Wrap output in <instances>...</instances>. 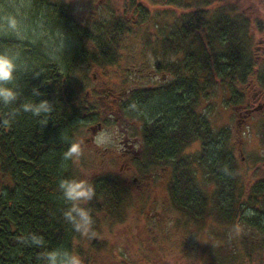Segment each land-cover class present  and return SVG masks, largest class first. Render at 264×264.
Wrapping results in <instances>:
<instances>
[{
  "label": "trees",
  "instance_id": "1",
  "mask_svg": "<svg viewBox=\"0 0 264 264\" xmlns=\"http://www.w3.org/2000/svg\"><path fill=\"white\" fill-rule=\"evenodd\" d=\"M28 1L34 20L71 43L52 54L39 40L0 35V53L15 59L12 86L20 92L15 104H0V264H43V253L66 249L77 234L64 217L70 204L59 183L78 179L63 153L74 142L84 115L99 118L91 106L76 99V84L89 81L92 64L105 66L119 59L121 36L129 28L121 14L88 25L75 19L65 0ZM230 1L164 0L158 14L171 13L174 23L162 32L153 65L154 71L166 74L125 90L117 107L141 121L142 147L132 160L138 177L147 176L152 167H166L169 203L184 214L187 224L212 220L227 228L237 226L240 244H251L243 227L264 235V181H242L228 127L215 128L198 109L201 98L213 93L225 106L244 103L252 85L264 84V52L258 55L253 48L260 22ZM128 7L140 21L151 22L153 14L144 0H129ZM33 87L41 97L32 96ZM37 99H47L52 111L34 117L20 109ZM13 111L17 114L11 118ZM86 183L94 196L81 206L92 219L99 213L119 218L132 197L129 186L118 175L102 171ZM30 234L42 237L43 245L25 243ZM235 247L234 239L210 246L209 264H235Z\"/></svg>",
  "mask_w": 264,
  "mask_h": 264
},
{
  "label": "rangeland",
  "instance_id": "2",
  "mask_svg": "<svg viewBox=\"0 0 264 264\" xmlns=\"http://www.w3.org/2000/svg\"><path fill=\"white\" fill-rule=\"evenodd\" d=\"M65 1L75 19L88 25L100 23L113 13L129 20V28L119 43V59L105 66L92 64L88 69L89 81L84 85L76 84V99L92 107L101 127L92 131L97 121L84 115V122L78 127L74 139V142L81 143L82 154L70 163L78 180L87 182L97 172H112L129 186L132 193L119 218L106 213L97 214L96 219H92L90 233L82 235L77 232L66 250L78 254L83 264H209L213 260L208 248L211 246L213 249L215 244L234 239L238 253H235V264H264V235L260 231L243 227L251 244H240L237 226L227 228L212 220L209 224H187L184 214L169 203L164 186L168 169L152 167L150 173L142 177L146 179L143 181L132 164L134 153L124 148L125 136L126 141L135 143L139 141L135 136L141 138V121L119 111L118 103L124 100L120 96L129 88L153 83L155 75V79L160 80L162 75L165 76L154 71L153 65L154 54L160 55L157 42L165 28L174 23L171 13L158 14L164 10V0H144L149 7L148 12L153 14L151 22L140 21L136 11L128 7L129 0ZM230 3L260 22L253 43L254 51L259 55L262 50L258 44L264 40V0H231ZM32 13L28 0H0V35L10 33L20 40H39L41 46L52 54L68 46L70 40L46 29L41 22L34 20ZM10 16L18 22L16 32L7 28ZM110 89L115 99L120 98L112 101L114 95L112 100L105 97L104 92ZM256 90L252 85L248 97ZM217 94L201 98L198 109L204 111L215 128L228 127L242 181L246 185L264 181L262 119L255 117L244 123L239 109L225 106ZM195 146L193 144L189 148ZM148 197H152L150 202ZM222 231H226L223 236ZM246 249L250 250L247 252ZM223 263L229 264L226 260Z\"/></svg>",
  "mask_w": 264,
  "mask_h": 264
},
{
  "label": "clouds",
  "instance_id": "3",
  "mask_svg": "<svg viewBox=\"0 0 264 264\" xmlns=\"http://www.w3.org/2000/svg\"><path fill=\"white\" fill-rule=\"evenodd\" d=\"M18 22L14 17L7 18V28L16 32ZM17 71V65L13 56L7 52L0 53V104H15L20 96V92L12 86ZM32 96L41 97L42 93L37 87L32 88ZM24 112L31 113L34 117H40L42 114H48L52 111V105L47 99H37L27 101L20 105ZM16 111L10 113L14 118ZM82 154L80 142L68 144L63 153L64 160H75ZM59 189L63 199L69 202L70 206L65 210V219L72 224L75 231L82 235H88L91 231L92 217L82 203L90 201L94 196V190L91 185L82 180L63 179L59 183ZM25 243H31L36 246L43 245V238L35 234H30L24 239ZM43 264H83L81 257L66 249L56 248L43 253L41 256Z\"/></svg>",
  "mask_w": 264,
  "mask_h": 264
},
{
  "label": "flooded vegetation",
  "instance_id": "4",
  "mask_svg": "<svg viewBox=\"0 0 264 264\" xmlns=\"http://www.w3.org/2000/svg\"><path fill=\"white\" fill-rule=\"evenodd\" d=\"M258 46H260L259 49L263 51L264 50V40L261 41L258 44ZM170 59H173V55L170 56ZM163 74H166V73L163 72ZM161 77L164 78V75H162ZM113 95L114 93L112 89H110L107 92H104V96L110 97L111 100H112ZM125 95H126V91L124 92V94L122 93V96L120 97L124 98ZM120 97H116L115 99V95H114L112 101H115ZM234 107L239 109V114H241L242 116L241 121H244V123H247V119L249 121L250 119L255 118V117L261 118L264 123V84L261 88L258 87L257 90L252 94V96L249 97L244 103L238 104ZM256 112H258L259 115H256ZM100 127H101V122L97 121L96 125L92 127V131H94L95 128H100ZM263 134H264V124H263ZM135 138L139 140L137 143L133 141H126L127 136H125V141H124V148L128 150L129 153H134V157L140 152L141 147H142L141 138H138L137 136H135ZM141 180L146 181V179L144 180L142 178ZM134 195L141 196L140 194H134ZM131 198H129V201L131 200ZM151 200H152V197H148V202H150ZM145 210L147 211L148 209H145ZM215 245H218V244H215Z\"/></svg>",
  "mask_w": 264,
  "mask_h": 264
}]
</instances>
